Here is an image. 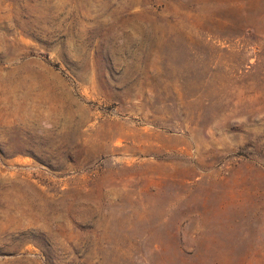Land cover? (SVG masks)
Wrapping results in <instances>:
<instances>
[{"label": "rangeland", "instance_id": "374dc122", "mask_svg": "<svg viewBox=\"0 0 264 264\" xmlns=\"http://www.w3.org/2000/svg\"><path fill=\"white\" fill-rule=\"evenodd\" d=\"M0 264H264V0H0Z\"/></svg>", "mask_w": 264, "mask_h": 264}]
</instances>
